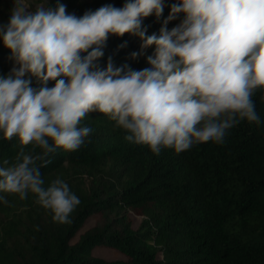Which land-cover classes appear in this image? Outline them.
<instances>
[{
    "label": "clouds",
    "instance_id": "clouds-1",
    "mask_svg": "<svg viewBox=\"0 0 264 264\" xmlns=\"http://www.w3.org/2000/svg\"><path fill=\"white\" fill-rule=\"evenodd\" d=\"M164 6L165 0H125L77 16L60 0L54 8L48 0H13L0 39L18 67L0 74V132L43 151L21 148L14 164L0 166V193L25 199L31 192L54 220L70 223L78 196L59 176L45 187L37 161L46 164L57 147L78 149L91 132L81 125L90 112L109 115L128 141L155 154L223 143L243 119L261 123L252 95L264 88V0H176L159 34L148 35L143 19L160 17ZM125 33L140 37L142 48L155 45L151 67L115 66L111 57L106 67L98 64L109 35ZM0 201L8 203L3 195Z\"/></svg>",
    "mask_w": 264,
    "mask_h": 264
},
{
    "label": "trees",
    "instance_id": "trees-1",
    "mask_svg": "<svg viewBox=\"0 0 264 264\" xmlns=\"http://www.w3.org/2000/svg\"><path fill=\"white\" fill-rule=\"evenodd\" d=\"M56 2L48 0V6ZM60 2L82 16L106 4L123 7L125 0ZM175 2L165 0L160 17L153 13L143 19L148 35L159 34ZM12 6L13 0H0V23L8 21ZM182 19L181 13L168 29ZM141 45L136 35L110 34L98 64L106 67L111 57L115 66L151 67L147 57L154 55L155 45ZM14 66L0 39V74ZM31 81L41 86L36 77ZM252 99L259 125L243 119L223 143L202 142L179 153L163 148L155 154L128 141L127 131L109 115L86 114L81 125L91 132L78 149L57 147L46 164L37 161L45 187L59 176L78 196L71 222L54 220L31 192L25 199L0 193L8 201H0V264H264V88H257ZM21 148L33 155L43 151L0 132V166L14 164ZM93 217L100 223L81 233ZM96 248L115 250L122 258L96 256Z\"/></svg>",
    "mask_w": 264,
    "mask_h": 264
},
{
    "label": "rangeland",
    "instance_id": "rangeland-1",
    "mask_svg": "<svg viewBox=\"0 0 264 264\" xmlns=\"http://www.w3.org/2000/svg\"><path fill=\"white\" fill-rule=\"evenodd\" d=\"M133 219L135 222V225L139 223V218L133 215ZM100 223V218L99 217H93L91 218L85 227L82 229L81 233L85 232L86 230L98 225ZM94 254L96 256H100L102 258L108 259V260H117L122 258V255L118 253L115 250L109 249V248H96L94 251Z\"/></svg>",
    "mask_w": 264,
    "mask_h": 264
}]
</instances>
